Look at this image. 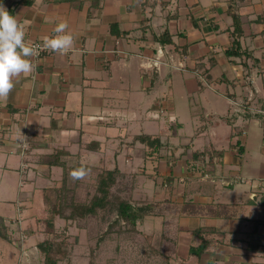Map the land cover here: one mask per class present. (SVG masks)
I'll return each mask as SVG.
<instances>
[{"label":"crops","instance_id":"1","mask_svg":"<svg viewBox=\"0 0 264 264\" xmlns=\"http://www.w3.org/2000/svg\"><path fill=\"white\" fill-rule=\"evenodd\" d=\"M0 4L28 43L54 35L61 20L75 38L66 55L34 58V72L0 101V199L18 195V214L0 213L4 224L23 225L28 201L63 176L43 161L62 149L68 162L131 173L124 197L152 205L137 225L161 220L150 235L172 263L264 264V0ZM234 15L243 56L227 55ZM142 133L160 136L159 153L134 139ZM201 227L212 229L210 243L196 255Z\"/></svg>","mask_w":264,"mask_h":264},{"label":"rangeland","instance_id":"2","mask_svg":"<svg viewBox=\"0 0 264 264\" xmlns=\"http://www.w3.org/2000/svg\"><path fill=\"white\" fill-rule=\"evenodd\" d=\"M75 163V159H70L69 164ZM95 174V170L91 171L84 179L82 187L78 190L77 202L87 201L94 193ZM130 174L128 177L120 176V181L113 186L115 196L111 198L114 201L112 204L117 202L115 199L117 195L129 197L128 193L133 185ZM62 184L63 179L59 177L55 182L53 179L47 181V185L50 186L47 188L60 187ZM153 189L154 193L148 196L156 201L154 198L157 197L155 192L158 188ZM17 196H13L11 200L15 201ZM11 200L0 199L1 214L11 212L14 215L18 214ZM44 200L41 194L31 202L28 201L26 205L30 210L25 214L23 225L18 219H9L5 222L6 227H10L12 240L9 242L0 236V264H44L45 255L39 243L46 238H50L55 244L62 243L64 249L68 251V257L59 260L57 264H89L91 261L93 264H178L175 261L172 263L173 256L168 254L170 253L168 248L159 245L158 237L150 235L162 227L161 224H157L161 220L137 225L138 230L132 229L129 223L119 220V223L106 233L109 225L118 221L116 211L111 209L114 206L104 211L100 210L96 214L83 218L76 216L73 219L68 216L73 209L70 204L71 198L65 199L63 205L66 218L53 214L51 205Z\"/></svg>","mask_w":264,"mask_h":264},{"label":"trees","instance_id":"3","mask_svg":"<svg viewBox=\"0 0 264 264\" xmlns=\"http://www.w3.org/2000/svg\"><path fill=\"white\" fill-rule=\"evenodd\" d=\"M235 17V28L233 30L235 34V42L231 49L227 50V55L229 56H243V53L240 51L241 45L239 41V36L242 34V28L240 21ZM169 35V33L164 32L163 37ZM171 38V37H170ZM169 38V41L171 40ZM160 41L164 42L165 39L160 37ZM264 121V120H263ZM135 140H140L145 143L149 148H151L150 154L159 153L160 149L164 145L161 141L160 136H152L151 134H138L134 136ZM221 154V151H215ZM69 151L59 149L51 154H45L43 156V161L49 166L59 165L63 168V184L60 187H52L45 189V201L47 204L51 205V211L53 214H58L66 218L63 205L65 199L71 198V206H73L72 212L69 218L75 219L76 216L86 217L90 214H96L100 210L110 209V206H114L111 209L116 211L117 220L109 225L108 233L115 224L119 223V220L129 223L132 229H137V224L142 220L147 214L152 212V205H137L130 202L127 198L117 195V198L114 201L111 199L114 195L113 186L117 183L119 177L121 176V171L118 167L113 169L100 168L93 165H89L82 162H77L75 164H69L66 156L69 155ZM88 167L91 171H96L94 177V193L91 194L90 199L87 201L77 202L76 198L78 197V190L82 187L83 180H72L70 177V172L78 167ZM90 171V172H91ZM115 196V195H114ZM211 228L201 227L193 231V234L201 238V243L197 246H191L190 252L196 255H200L207 248L210 243V239L207 238L204 233L210 232ZM208 232V233H209ZM0 236L10 240V234L7 230L6 225L4 224L3 219L0 220ZM42 252L45 255L44 264H57L59 260L66 259L68 256V251L64 249L62 243H54L50 238H46L39 243ZM89 264H93L91 261Z\"/></svg>","mask_w":264,"mask_h":264},{"label":"clouds","instance_id":"4","mask_svg":"<svg viewBox=\"0 0 264 264\" xmlns=\"http://www.w3.org/2000/svg\"><path fill=\"white\" fill-rule=\"evenodd\" d=\"M54 35L45 36L42 45H31L25 40V31L18 16L0 4V101H6L20 77L30 76L35 68L34 58L40 51L50 50L61 55L74 47L75 38L69 25L61 20L53 29ZM91 169L85 166L70 172L72 180L85 179Z\"/></svg>","mask_w":264,"mask_h":264},{"label":"built area","instance_id":"5","mask_svg":"<svg viewBox=\"0 0 264 264\" xmlns=\"http://www.w3.org/2000/svg\"><path fill=\"white\" fill-rule=\"evenodd\" d=\"M30 44L31 45H33V46H35V45H42V42H39V41H32V42H30ZM48 50H42V51H40V53H39V56H37V57H40L42 54H44L45 52H47ZM158 52H159V55H160V52H162V49H159L158 50ZM161 56V55H160ZM160 63V61H159V57L158 58H156L155 60H153L152 62H147V68H150V67H157L158 66V64ZM263 126H264V123H263ZM26 148L27 147H25V149L23 150V152L26 150Z\"/></svg>","mask_w":264,"mask_h":264}]
</instances>
